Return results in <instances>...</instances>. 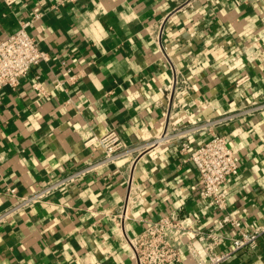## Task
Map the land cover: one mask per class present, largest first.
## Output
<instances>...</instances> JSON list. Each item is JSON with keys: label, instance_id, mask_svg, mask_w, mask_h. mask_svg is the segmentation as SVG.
<instances>
[{"label": "crops", "instance_id": "obj_1", "mask_svg": "<svg viewBox=\"0 0 264 264\" xmlns=\"http://www.w3.org/2000/svg\"><path fill=\"white\" fill-rule=\"evenodd\" d=\"M57 1L0 0V40L43 12L30 32L48 54L0 92V212L14 202L7 190L26 196L99 161L91 138L117 131L123 154L0 224V264H137L126 234L150 221L179 212L196 231L212 228L223 213L200 198L196 168L180 160V137L198 147L205 128L229 138L241 167L223 188L226 213L259 224L264 0ZM181 252L178 264H197ZM225 264H264V236Z\"/></svg>", "mask_w": 264, "mask_h": 264}, {"label": "built area", "instance_id": "obj_2", "mask_svg": "<svg viewBox=\"0 0 264 264\" xmlns=\"http://www.w3.org/2000/svg\"><path fill=\"white\" fill-rule=\"evenodd\" d=\"M5 1L11 6L18 0ZM76 1L58 0L53 8L57 9ZM42 16L43 12H38L33 17L22 20L17 32L0 40V92L5 88L16 90L33 68L42 61L48 60V54L40 48L30 32L32 26ZM248 79L245 77L239 80L238 85ZM34 89L40 95L46 94L40 82L35 83ZM205 130L209 132L210 138L198 147H193L190 135L180 137V160L182 165L191 164L196 168L200 198L215 210L222 212V217L212 228L196 231L189 217L173 212L148 222L147 227L136 237L126 234L127 244L135 254L137 264H178L182 260L183 246L187 247L197 264H225L242 250H255L264 236V215L259 224L245 225L226 213L228 197L223 188L230 178L240 173L241 167L229 138L217 133L213 128H205ZM167 136H169L168 131L162 138ZM85 145L98 154L99 161L78 172L56 179L44 188L26 196H19L16 189L7 190L6 192L14 199V202L0 212V224L7 222L22 210L47 201L56 192L71 186L98 167L115 164L122 156L124 149V142L117 131H111L101 138H91ZM132 192L128 200L131 199ZM125 208H127L126 205ZM226 227L234 229L237 235L232 238L226 237L222 233ZM187 237H192L199 242L205 258L201 256L193 242L186 241Z\"/></svg>", "mask_w": 264, "mask_h": 264}]
</instances>
